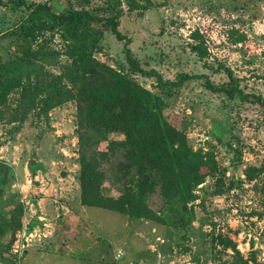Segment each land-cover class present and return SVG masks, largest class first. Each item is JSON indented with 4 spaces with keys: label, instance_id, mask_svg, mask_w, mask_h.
I'll return each instance as SVG.
<instances>
[{
    "label": "rangeland",
    "instance_id": "1",
    "mask_svg": "<svg viewBox=\"0 0 264 264\" xmlns=\"http://www.w3.org/2000/svg\"><path fill=\"white\" fill-rule=\"evenodd\" d=\"M3 1L0 65L8 70L2 74L6 81L21 79L23 85L0 105V214L21 203L24 225L25 215L35 214L37 201L53 203L59 209L67 204L75 210L81 207L77 103L69 101L43 113L47 91L56 84L53 78L63 75L71 63L65 55L66 42L58 30L46 32L31 49L37 52L47 38L50 51L57 56L46 63L36 59L28 67L23 48L27 43L21 31L28 7L48 2L57 13L90 10L101 17L117 8L119 29L132 39L130 48L145 70H156L172 81L182 73L207 76L220 87L230 83L225 72L229 68L250 99L214 93L207 88L205 77L187 82L169 96L155 78L131 74V79L165 100L170 112L186 125L191 148L215 164L216 171L194 189L186 207L175 203L185 224L179 225L183 219L175 212L164 213L173 225L165 226L83 206L100 240L76 250L75 261L120 264L110 239L123 233L141 247L140 252L150 254L141 258V264H264V106L255 101H264V0ZM21 2L25 5H19ZM102 45L96 59L127 74L124 43L106 33ZM195 45L207 52L205 59L192 51ZM62 81L70 86L66 79ZM36 85L41 89L34 91V106L28 107V90ZM121 159L114 158L107 165L106 195L118 196L124 188V180L114 175ZM155 200L158 205L159 199ZM19 216L16 214L15 220ZM10 217L6 214L2 221ZM32 222L36 224V219L30 220L31 226ZM128 224L139 228L137 236L125 229ZM14 228L8 227L0 238V264L26 263L30 248L26 238L30 242L31 237L28 232L23 234V227L14 236Z\"/></svg>",
    "mask_w": 264,
    "mask_h": 264
},
{
    "label": "trees",
    "instance_id": "2",
    "mask_svg": "<svg viewBox=\"0 0 264 264\" xmlns=\"http://www.w3.org/2000/svg\"><path fill=\"white\" fill-rule=\"evenodd\" d=\"M0 5H4L3 0H0ZM28 9V17L21 25L23 41L27 43L23 48L28 67L36 59L46 63L57 56L50 51L47 38L41 41L37 52L31 49L33 43L46 32L58 30L66 42L65 55L71 63L64 69L63 75L53 78L56 84L47 91L43 113L47 114L69 101L77 103L82 206L106 209L131 219L165 226L171 223L164 213L175 212L183 219L179 225L185 224L175 203L186 207L193 198L194 189L215 173L216 165L206 162L200 152L191 148L186 125L170 112L171 108L165 100L131 79L130 75L155 78L158 87L166 90L169 96L187 82L205 77L206 86L212 92L248 101L250 96L240 88L239 79L231 69L225 68L230 83L217 87L207 76L182 73L172 81L165 80L156 70H145L130 48L132 39L119 29L121 15L117 8H113L108 17H101L90 10L57 13L48 2L31 4ZM106 33L113 34L124 43L129 65L127 74L96 59ZM192 51L201 60L207 56L200 45L192 46ZM6 70V65H0V105H5L8 95L23 85L21 79L4 80L6 76L2 73ZM63 78L70 86L62 81ZM39 89L37 85L29 88L26 106H34L33 94ZM42 94H45L44 90ZM255 101L264 106L261 98ZM117 157L122 159L114 175L124 180L125 185L118 196L106 195L107 165ZM155 198L159 199L158 205ZM14 206H17L15 210L12 209ZM23 210V205L17 202L9 209H3L0 214V238L7 234L10 226L15 227L13 234L22 229ZM18 213L20 216L15 220ZM6 214L11 217L2 221Z\"/></svg>",
    "mask_w": 264,
    "mask_h": 264
},
{
    "label": "crops",
    "instance_id": "3",
    "mask_svg": "<svg viewBox=\"0 0 264 264\" xmlns=\"http://www.w3.org/2000/svg\"><path fill=\"white\" fill-rule=\"evenodd\" d=\"M18 183H21L20 176H18ZM80 197L79 193L78 198L81 207H78L79 209L76 210L70 208L68 204L67 206H63L62 209L64 210L61 208L60 210L53 203L46 204V201L42 200L37 201V209L34 215H25L22 232H24L25 236V233L28 232L29 237L33 239L31 240L30 238L29 242V239L26 238L27 247L30 248L28 254H26V263L24 264H78L74 258L76 254H79L76 250L88 245L92 241L100 240V237L95 236V228L91 225L85 207L83 208L81 205ZM31 219H36V224L32 222L31 226ZM126 228L131 230L130 234L132 236L139 234V228L136 229L137 227L134 228L128 224L125 226ZM30 243L32 244L31 246ZM110 247H114V254H119L118 257L121 260L117 261H120V264H141L142 257L146 258L150 256V254H144L143 251L140 252L141 247L136 245V242L130 241L128 235L126 236L123 233H116L110 239ZM148 247L146 248L148 249ZM123 250L124 253L122 252ZM125 251L127 256H130L127 257Z\"/></svg>",
    "mask_w": 264,
    "mask_h": 264
},
{
    "label": "built area",
    "instance_id": "4",
    "mask_svg": "<svg viewBox=\"0 0 264 264\" xmlns=\"http://www.w3.org/2000/svg\"><path fill=\"white\" fill-rule=\"evenodd\" d=\"M21 258H22V257H21ZM20 263H21V261L18 262V264H20Z\"/></svg>",
    "mask_w": 264,
    "mask_h": 264
},
{
    "label": "water",
    "instance_id": "5",
    "mask_svg": "<svg viewBox=\"0 0 264 264\" xmlns=\"http://www.w3.org/2000/svg\"><path fill=\"white\" fill-rule=\"evenodd\" d=\"M66 174L64 173L63 176H65Z\"/></svg>",
    "mask_w": 264,
    "mask_h": 264
}]
</instances>
